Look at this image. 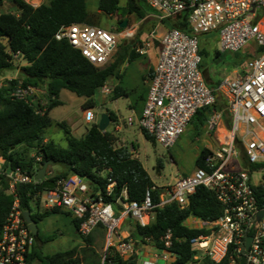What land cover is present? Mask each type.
Here are the masks:
<instances>
[{"label":"built area","instance_id":"built-area-1","mask_svg":"<svg viewBox=\"0 0 264 264\" xmlns=\"http://www.w3.org/2000/svg\"><path fill=\"white\" fill-rule=\"evenodd\" d=\"M140 1L153 11L157 22L155 30L132 49L144 55L155 43L159 54L137 119L139 127L168 149L185 132L195 112L212 107L220 95L225 108L212 109L206 120L208 131L214 134L215 148L208 149L201 167L172 183L147 189L141 202L130 201L126 188L120 189L115 202H104L99 190L94 191L89 182L74 173L56 180L52 188L37 191L30 208L37 213L40 208L69 212L80 220V236L102 228L107 246L101 264H105L110 249L122 260L136 256V246L140 244L129 234L119 232L125 218H133L144 227L153 220V208L173 203L183 208L188 196L202 187L215 196L220 213L209 226L207 220L190 217L191 228L205 230L190 240L196 252L193 258H207L213 264L223 260L226 264H240L241 258L243 264H264V0ZM167 24L182 28H168ZM161 26L163 31L158 34L156 29ZM209 35L217 39L215 51L219 54L247 50L250 55L215 88L207 84L200 68L201 36ZM53 37L67 41L94 66H103L116 51L118 39L133 40L135 31L128 26L117 32L95 25L70 24L62 25ZM34 90L18 88L13 96L26 98ZM111 90L106 85L100 88L103 95H109ZM83 118L86 123L94 120L89 108L83 111ZM35 160L39 161V157ZM253 175H259V180L254 181ZM33 176L20 167L6 168L0 157V189L3 180L5 193L12 198L0 230V264H40L30 258L35 237L24 222L17 193L20 184L38 182ZM113 185H106L107 196L113 193ZM155 188L159 189L157 204L151 197ZM161 240L166 248L170 247L169 232ZM152 257L141 264H158V259L166 264L172 259L155 253Z\"/></svg>","mask_w":264,"mask_h":264},{"label":"trees","instance_id":"trees-1","mask_svg":"<svg viewBox=\"0 0 264 264\" xmlns=\"http://www.w3.org/2000/svg\"><path fill=\"white\" fill-rule=\"evenodd\" d=\"M4 1L0 0V6ZM11 1L15 5V13L0 11V72L18 69L20 78L6 80L0 85V157L4 159L6 168L20 167L31 175L47 161L63 168L61 173L52 177L44 176L37 183L20 184L17 187L20 208L30 212L36 224L50 214L63 213L71 216L69 212L57 209L45 210L42 213L33 212L29 203L37 191L52 188L56 180L74 173L89 182L94 191L99 190L104 202H115L122 188H126L130 201L141 202L146 190L154 186L146 169L139 160L132 158V153L127 148L115 146L113 134L106 130L101 132L98 123L91 125L78 139L71 134L65 123L59 124L64 133L66 147L57 146L45 135V129L51 124L50 111L61 104L58 100L60 91L68 90L83 98L82 109L92 108L96 104L94 95L100 92V88L105 86L109 78L116 75L118 64L125 60L131 62L142 56L132 49L135 44L130 49L127 45H121L122 52L118 53L108 66H94L67 41H58L53 37L62 25H93L87 0H47L39 7H33L24 0ZM97 9L103 15L119 16V23L125 15L140 20L149 14L148 7L140 0H125L122 5L121 0H97ZM174 26L182 28L178 24H167L168 28ZM116 28L121 30L118 25ZM199 52L202 57L205 55L202 47ZM214 56H219L218 51H214ZM20 60L25 64L20 65ZM200 68L204 69L202 64ZM218 83L210 87L215 88ZM28 87L43 90L45 103L39 104L30 96H13L16 89ZM145 94L144 91L138 101L130 106L138 116ZM122 95L128 94L115 85L111 90L110 100ZM225 106L222 97L217 95L212 107L195 112L192 118L196 117L199 126H203L212 109H224ZM105 114L111 123L116 121L115 113L105 111ZM141 131L144 138L153 141L144 129ZM207 152L206 148L200 150L194 162L195 168L202 166L201 160ZM36 157H39V161L35 160ZM109 182L114 183L113 193L107 196L105 187ZM5 188L6 183L1 180L0 230L12 203V198L5 193ZM261 191L264 192V187ZM151 197L154 204L159 202L158 188L151 192ZM219 208L215 196L198 187L188 196L187 206L179 208L173 203L155 207L152 209L153 220L150 224L143 227L137 221L130 223L129 236L137 244H151L159 250L165 249L172 258L169 264H193L196 262L193 258L196 252L192 250L190 240L205 230L191 228L186 220L190 217L199 220L216 219L220 213ZM71 221L77 231L80 220L72 218ZM166 231L170 234L169 248H166L161 240ZM34 237L35 245L30 258L40 264H101L93 250L91 234L80 236L86 246L68 248L51 255L43 254V242L39 233ZM53 238L54 236H50L45 240L51 241ZM111 250H108L105 264H141L136 256L122 260ZM203 260L207 264H213L207 258ZM219 264H226V260Z\"/></svg>","mask_w":264,"mask_h":264},{"label":"rangeland","instance_id":"rangeland-1","mask_svg":"<svg viewBox=\"0 0 264 264\" xmlns=\"http://www.w3.org/2000/svg\"><path fill=\"white\" fill-rule=\"evenodd\" d=\"M124 1L125 0H121V5L124 4ZM44 2H47V0H44ZM14 6L11 0H5L3 5L0 6V11L15 13ZM87 7L93 20V25L118 32L116 27L119 24V16H107L99 13L97 9V0H87ZM148 9L149 14L140 20L131 15H125L123 17H126L128 20L127 26L135 31V41H133L134 38L133 40L118 39L116 51L105 66L111 64L117 54L122 52L120 49L121 45H127L130 49L133 44H138L140 41L145 40L148 34L152 30H155L157 21L152 17V14H154L153 11L150 8ZM162 31L163 26L156 29L158 34H161ZM201 39L200 46L205 51L202 64L204 76H209L210 81L214 84L227 75H230L234 68L240 66L245 59L250 57L247 50L237 53H220L219 56L215 57L214 51L217 47V39L212 35L201 36ZM151 47L153 48L146 56L142 55L131 62L125 60L121 64H118L115 69L116 75L109 78L105 85L109 88H113V85L116 84L125 90L128 95H122L115 100H110V94L103 95L102 92L98 91L94 95L96 101L95 106L89 108L94 115V120L91 123H86L83 118L84 109L81 108V105H83L84 99L79 98V96L68 90H62L59 96L62 104L54 107L50 111L49 116L51 124L45 129V135L47 139L52 140L57 146L66 147L64 133L59 124H64L66 122L71 129L72 135L78 139L83 136L86 129L94 123L99 122L101 113L103 114L105 111H111L115 113L116 121L113 123L110 122L111 124H109L108 131L114 136V145L127 148L132 153V158L139 160L146 169L154 186L161 187L168 182H174L175 179L183 176L194 168V162L198 152L205 144L203 141L205 136L199 137L198 139L194 138V129L191 127L186 129L185 132L179 136L178 141L172 147L165 149L154 141H148V139L144 138L142 135L141 128L137 123L139 116L135 111L129 110V103L131 102L132 106L133 103L138 101L139 97L144 94L146 89L149 77L147 74L143 76L144 66L147 65L148 58L151 59L152 52L154 53L157 45L153 43ZM19 64L23 65L25 63L20 60ZM18 78H20V71L18 69L11 71L3 70L0 72V85L4 84L6 80ZM111 80H113V83ZM28 96L35 102H39V104L45 103V96L41 89L30 92ZM128 119L131 120V125L128 124ZM62 171L63 168L60 165H48L45 177H52ZM253 180L258 181L259 175H253ZM39 212H44L43 208H40ZM71 219L69 215L55 213L37 222L38 233L43 242L41 246L43 254L51 255L68 248L86 246V243L72 226ZM190 221L192 222L191 218H188L186 223L188 224ZM134 222H136V220L133 218H125L122 226H120L119 232L129 234V230L131 229L130 223ZM50 236H54L53 240H45L46 237ZM91 237L93 239V250L97 259L101 262V258L107 246L106 233L102 228H97L91 233ZM141 245L142 244L136 247L138 248ZM141 249L142 254H139V259L142 261L152 260L154 253L159 255L164 254L166 257H170L168 252L162 250L156 251L151 244L143 245ZM144 253L145 255H143ZM141 260L139 263H141ZM171 261L172 259L168 260L166 264L171 263ZM157 263L165 264L161 259H158ZM193 264L207 263L204 262L203 258H200Z\"/></svg>","mask_w":264,"mask_h":264},{"label":"crops","instance_id":"crops-1","mask_svg":"<svg viewBox=\"0 0 264 264\" xmlns=\"http://www.w3.org/2000/svg\"><path fill=\"white\" fill-rule=\"evenodd\" d=\"M30 1H32L33 3H35L37 6H40L43 2H44V0H30ZM153 47H150L149 49H148V51H147V53L145 54V55H143V56H146L147 54H149V51L152 49ZM154 50V49H153ZM158 54H159V52H158V48H156L155 50H154V53L152 52V57H151V59H149L148 58V63H147V65H145L144 66V75L143 76H145V74H147V76L149 77L152 73H153V69H154V66H155V64H156V62L158 61ZM148 70H149V72H148ZM148 72V73H147ZM144 78V77H143ZM206 78V82H207V84L209 85V86H215V84L212 82V81H210V78H209V76H207V77H205ZM144 80L146 81V79L144 78ZM148 80V79H147ZM111 82L113 83V80H111ZM116 85V84H115ZM115 85H113V87L115 86ZM147 85H148V82H147ZM147 85H146V89H147ZM146 89H145V93H146ZM62 91V90H61ZM61 91H60V93H61ZM60 93H59V96H60ZM146 95V94H145ZM58 100L61 102V100L59 99V97H58ZM61 104H62V102H61ZM131 106V102L129 103V108H131L130 107ZM128 108V109H129ZM129 110H132L133 112H134V110L133 109H129ZM65 124H66V122H65ZM111 124V123H110ZM66 126L68 127V129L70 130V132H71V129H70V127L68 126V124H66ZM109 127V126H108ZM108 127H107V129H106V131H108ZM117 127V126H116ZM191 127H193V129H194V138H196V139H198L199 137H203V136H205V139L203 140L204 142H205V144H204V146L202 147V148H206V149H213V148H215V146H216V141H215V138H214V134L213 133H211V132H209L208 131V129H207V127H206V122H205V124L203 125V126H199V124H198V120H197V118L195 117V118H192V120L190 121V123L188 124V126H187V128L186 129H188V128H191ZM109 132V131H108ZM72 134V133H71ZM179 139V138H178ZM178 139L176 140V142L178 141ZM175 142V143H176ZM201 148V149H202ZM200 149V150H201ZM200 150H199V152H200ZM199 152H198V154H199ZM198 156V155H197ZM197 158V157H196ZM195 170V166H194V168L193 169H191L190 171H188L187 173H185L183 176H186V175H188V174H190V173H192L193 171ZM142 246V245H141ZM141 246L140 247H138L137 248V251H136V257H137V259H138V261L140 262V260L141 259H139V254L141 253L142 254V249H141ZM143 255H145V253L143 254ZM141 262H142V260H141Z\"/></svg>","mask_w":264,"mask_h":264},{"label":"water","instance_id":"water-1","mask_svg":"<svg viewBox=\"0 0 264 264\" xmlns=\"http://www.w3.org/2000/svg\"><path fill=\"white\" fill-rule=\"evenodd\" d=\"M127 24H128V20H127V18L125 17V18H123L122 21L118 24V27L122 29V28L127 27ZM109 124H110V119H109L108 115L105 114V113H103V114L101 113V114H100V119H99V122H98V128H99V130H100L101 132L104 131V130H106L107 127L109 126ZM48 165H51V166H52L51 161H47V162H44V163L42 164L41 168H40V169L36 172V174H34V176H33V179H34L35 181H39V180H41L42 178H44V176H45V174H46V169H47V166H48ZM23 217H24V222H25L27 228L29 229V231H30L34 236L38 235V228H37V225H36L34 219L31 217L30 212H28V211H26V212L23 211ZM249 241H250V238L248 237V238H247L246 248H247V246H248ZM243 260H244V259L241 258V262H240V264H243Z\"/></svg>","mask_w":264,"mask_h":264},{"label":"bare ground","instance_id":"bare-ground-1","mask_svg":"<svg viewBox=\"0 0 264 264\" xmlns=\"http://www.w3.org/2000/svg\"><path fill=\"white\" fill-rule=\"evenodd\" d=\"M214 222H216L215 219H213V220H207L206 225L209 226L210 224H212V223H214Z\"/></svg>","mask_w":264,"mask_h":264}]
</instances>
